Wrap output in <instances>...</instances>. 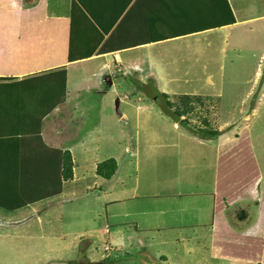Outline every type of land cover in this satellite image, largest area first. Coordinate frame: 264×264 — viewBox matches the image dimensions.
I'll list each match as a JSON object with an SVG mask.
<instances>
[{
  "label": "rangeland",
  "instance_id": "rangeland-1",
  "mask_svg": "<svg viewBox=\"0 0 264 264\" xmlns=\"http://www.w3.org/2000/svg\"><path fill=\"white\" fill-rule=\"evenodd\" d=\"M165 1L169 8L174 3H178L175 8H184L186 4L185 0ZM230 2L234 17L239 21L237 29L220 26L219 30L212 32L160 43L142 54L144 68L153 72L152 75L147 74L149 77L143 76L145 73L139 70L134 73L120 69L113 71L116 65L111 64L108 75L98 79L101 90L70 93L75 99L86 98L80 107L85 118L77 121L85 127L86 133L80 128L78 136L75 135V117L71 123L68 121V116L75 115V101L70 102L72 107L67 110H45L46 106L37 104L31 110L33 112H27V117H18L22 115V109L15 107V93L10 85L21 83L0 80V141H3L4 150L11 140L19 142V151L14 156L19 164L16 168L13 161L0 160V264H264V259H261L264 257V243L258 244L261 240L255 241L249 235L241 236L236 232L253 222L251 212L245 219L242 212L237 213L232 224L228 220L227 233L212 224L214 237L194 235L197 228L170 229L166 225H163L165 230L139 232H147V236L146 239L137 238L142 239V243H133L137 253H130L125 260L119 259L116 256L118 244L129 245L126 237H133L130 232L134 233L137 226L121 221L120 216L124 212L120 206L103 209L104 195L110 201L120 200L118 197L109 190L99 194V189L109 186L120 174V171L114 174L110 182L98 177L99 166L108 160L118 164L117 170L124 169L129 189L138 184L139 171L142 172L140 162L147 160L143 168L152 165L149 156L140 153L144 148L136 143V134H139L136 129L140 128L139 121H151L156 115L167 117L157 98L162 97L165 101L163 95H167L168 102L177 103L180 97L195 95L206 98V109L201 108L190 117V123H181L180 127L197 137L194 130L205 129L204 119L207 125L214 127L213 130L220 132L212 139L215 141L212 148L202 147L197 158L190 157L196 171L195 178L191 173L189 177L182 178L184 185L189 187L196 185L194 179L198 181L193 193L199 195L200 203L204 202L205 223L214 221L213 215L223 203L217 197L221 192L214 186L220 173L230 176L226 183L238 184L243 181L242 175L251 174L264 197V173L260 171L264 163L257 147L252 154L233 151V160L220 167H216V156L212 163L203 161L207 154L215 152L219 140L226 149H232V142H236L232 137L237 128H243L241 134L248 132L245 127L254 129L256 123L249 111L256 100L259 99L260 103L258 110L264 113V95L258 96L264 84V27L246 22L264 13V0ZM219 7L217 4L216 8ZM169 14L175 15L176 12ZM160 18L167 25H161V33L169 39L172 30L176 29H171L166 14H161ZM228 19L220 10H209L205 17L209 25L226 23ZM136 59L137 56L134 63H137ZM256 71H259L257 79L254 76ZM72 72L70 70L69 74ZM125 79L133 83L129 82L130 91L127 92L125 87L123 92L126 93L120 96L124 103H133V107L127 110L128 121L122 123L120 112L116 111L119 107L117 103L113 107L111 100L115 95L108 89L109 82L123 83ZM69 80L67 90L75 86L72 80L88 83L85 89H98L90 84L93 83L91 74L85 78L70 77ZM76 85L82 86V83L77 82ZM34 93V90H28L25 95L30 98ZM164 107L167 109L166 105ZM167 110L169 114L173 111ZM52 113L51 125L46 124L41 130V116L44 118ZM241 114L249 115L243 120ZM216 119L219 122L214 123ZM39 126L44 142L59 150L40 148L35 137ZM256 130L255 136L264 135V125L257 126ZM157 151L152 150L150 158H154ZM62 152H68L66 154L72 162V181H63L67 156L65 158ZM251 156L255 165H251ZM244 166L245 171L242 170ZM134 176L138 179H133ZM59 188H62V193H58ZM184 198L197 199L189 193H185ZM25 204L27 207L21 208ZM134 216L128 219H135ZM151 222L154 223L153 220ZM155 238L162 239L164 243L149 247L150 251L156 248V257L153 258L145 251L142 253L141 249H144V243L148 245L150 239Z\"/></svg>",
  "mask_w": 264,
  "mask_h": 264
},
{
  "label": "crops",
  "instance_id": "crops-1",
  "mask_svg": "<svg viewBox=\"0 0 264 264\" xmlns=\"http://www.w3.org/2000/svg\"><path fill=\"white\" fill-rule=\"evenodd\" d=\"M185 3L184 8H175L178 3L170 5L169 8L165 0H0V80H15L21 83L13 82L10 85L15 93V107L22 109V115L18 117H27V112L31 111L37 104L46 106L45 110L54 108L56 110L59 108L67 110L72 107L70 102L75 101V115L68 116V121L71 123L70 120L74 121L75 117L76 136L79 135L80 128L85 132V127L79 125L77 121L85 118L84 113L80 111V107L86 98L75 99L70 93H90L101 90L98 79L103 75H108L111 64L116 65L115 68H112L113 71L120 69L134 73L139 70L145 73L143 76L152 75L153 72L145 69L141 63L142 54L155 45L171 42L180 37L169 38L160 42H152L151 40L130 49L126 46L135 43L137 37L141 42H144L150 33L153 35L155 31L159 34L160 13L166 14L169 19H172V17L175 18L180 13L194 8L197 1L185 0ZM227 3L235 24L225 25L222 28L237 29L239 21L234 17L230 0H227ZM171 11L176 12V14H169ZM205 17L201 20L203 24L207 23ZM242 22L244 23V21ZM246 22H255V26L263 25L264 27V13L254 16L252 20ZM214 24L215 26L212 27L214 29H207L193 35L219 30L217 28L222 23ZM117 28L120 32L119 46L117 49H113L114 40L110 37ZM187 36L192 35L184 37ZM262 55H264V49ZM135 56H137V63L133 61ZM92 65L93 67L88 69ZM70 70H73L72 75L69 74ZM258 73L259 71L254 73L255 79L259 75ZM90 74L92 76L91 82H93L90 84L98 89H85L88 83L82 80H72V82H75V86H71L73 88L67 90V87L70 86L67 85L70 77H75V79L78 77L85 78ZM117 74H120V72ZM25 78H29V80L23 83ZM125 80V82H117V84L109 82L110 88L108 89L115 95L111 100L113 107L116 103L119 107L118 110H115L120 112L122 123L128 121L127 110L133 107V103L129 101L124 103L121 98L122 93H126L123 92V89L126 87L127 92L130 91L128 89V86H131L129 82L133 83L128 79ZM77 82L82 83V86H77ZM262 89H264V84L258 93L259 97L264 95V91L261 92ZM28 90L35 91L30 98L25 95ZM258 100L255 101L252 110L249 111L256 126L253 130L251 127L245 128L249 133L251 149L254 152L255 147L258 148L262 157L261 161L264 163V135L255 136L256 127L264 125V113L263 110H258V106H260ZM165 105L166 103L163 102L162 107ZM122 110L123 113H121ZM54 113L44 118L41 116L39 124L41 130L46 124V126L51 125L50 118ZM243 114H241L243 120L247 119L249 114ZM166 115L168 118L163 115H156L151 121H139L138 126L140 128L137 127L136 129L139 133L138 136L136 134V143L144 148L140 153L149 156L152 165L143 168V164L147 160L140 162L142 172L139 171V179L136 176L133 177V179H138V184L129 189L124 169L121 168L116 171V173L123 171L122 175L119 174L118 179L103 190L99 189V194L109 190L113 196L120 199L110 201L109 197L104 195L102 204L104 210L120 206L124 212L120 216L121 221H127V223L137 226L134 233L130 232L133 237H126V240L129 238L128 241H130V244L127 245L130 247L128 251L132 253H137V250L132 247L131 242L133 241L137 245L138 242L142 243V239H146L147 232H139L165 230L163 225L170 227V229L173 227H182L181 229L197 228L193 233L196 236L204 234L207 237H214L212 224L214 228L222 232H229L227 225L220 227L217 224V219L213 214L214 221L205 223L203 217L204 202L200 203L199 195L193 193L194 188L198 186V181L194 179L196 185L191 184L190 187L184 185L185 182L182 181V178L189 177L190 173L193 178L196 176L190 157L197 158V152L202 147L210 149L214 146L212 143L215 141L210 138L193 137L189 134L188 129L180 127V121L176 120L172 113H166ZM137 119L139 118L137 117ZM217 122H219V119H216L214 123ZM241 130L237 128L233 137L236 134L240 135ZM40 134L42 135V131ZM220 139L222 141L221 137ZM45 144L53 148L46 142ZM232 144L234 145L233 142ZM162 146H166L164 150H160ZM220 148L227 150L224 144L219 143L218 146L217 143L215 152L207 154L203 161L212 163L214 156H216V167H219L217 154ZM251 149L242 148L241 150L249 153ZM152 150H158L154 154V158H150ZM260 171L264 173V166L260 167ZM128 180L130 181V178ZM217 184V181H215V189H217ZM226 188L233 199L238 200L239 184L229 182ZM257 192L262 194L258 187ZM185 193L195 195L197 199L185 200ZM222 202L224 206H229L226 200L222 199ZM239 204L237 203L235 209L230 207L228 214L230 224L234 222L237 213L242 212L244 219L249 214L248 207ZM222 208L220 206V209ZM254 214L255 219L250 228L248 230L242 228L236 232L241 236L249 235L255 241L261 240L258 244H262L264 243V240L262 241L264 239V209L255 213L252 212V215ZM133 215H135V219H128L132 218ZM152 220L154 223L151 222ZM138 237L142 239L137 240ZM150 241L148 245L144 243V249L146 250L142 248L141 251L142 253L145 251L155 258L154 250L156 248L150 251L149 247L156 243L162 245L164 242L158 238L150 239ZM144 257L149 258L148 255H144ZM261 259H264V257ZM161 261H164V259Z\"/></svg>",
  "mask_w": 264,
  "mask_h": 264
},
{
  "label": "trees",
  "instance_id": "trees-1",
  "mask_svg": "<svg viewBox=\"0 0 264 264\" xmlns=\"http://www.w3.org/2000/svg\"><path fill=\"white\" fill-rule=\"evenodd\" d=\"M197 3L195 4V7L190 9L189 11H185L179 14L177 17H172L170 19V26L171 29H176V31L172 30L171 38H179L182 36L186 35H193L201 31H206L207 29H211L212 27L215 26V24H203L201 23V20L208 15L209 10H220L223 11L227 16H228V21L226 23L219 24V26H225V25H234L235 21L233 18V15L231 13V10L229 8V5L227 3V0H196ZM219 4L220 7L216 8V5ZM162 13H160L161 15ZM202 24V25H201ZM161 25L167 26L162 19L160 18V27ZM170 28V27H169ZM214 29V28H212ZM119 28H117L112 36L110 38H113L114 43H113V49H117L119 46ZM152 42H160L166 40V37L162 35L161 30L159 31V34L153 32V35L150 33L147 38L145 39L144 42H141L140 39L137 37L135 39V43L126 46L128 49L130 48H135L141 45V43H148L147 41ZM143 45V44H142ZM127 49V48H126ZM109 51H116V50H109ZM38 79V78H35ZM29 80V78H25L23 80V83H26ZM166 103L167 109H171L173 111H170L172 115L175 117L176 120L180 121V123H190L188 122L190 120V117L193 116L194 114H197L201 108H205V101L206 98H203L201 96H195V95H188L184 97L178 98V102L173 103L168 102V96L163 95ZM177 100V99H176ZM169 103V104H168ZM165 107H163L164 112L169 114V111ZM207 111V110H206ZM208 112V111H207ZM183 118V120H181ZM203 125L205 126V129H202L201 127L198 128L197 130H194L195 134L197 135V138H210L213 139L214 137H217L219 135L218 130H213L212 125H207V122L205 123V120H202ZM40 126L39 130L37 132V141L39 142V146L42 149H50V150H58V149H53L48 147L43 138L42 135L40 134ZM233 140H236L234 143V149H227V150H220L218 151L217 154V163L222 166L225 162L230 163L233 160V151H239L241 148H247L251 149V141L249 140V134L247 131H245L243 134H236L233 137ZM220 140L218 141L219 145ZM1 144V151H0V160L2 161H10L14 162L12 164L15 168L18 164V162L15 160L14 156L15 154L19 151L17 150L19 142L16 140H11L7 147L6 150H4L3 147V141H0ZM21 151V150H20ZM243 151V150H242ZM22 152V151H21ZM23 153V152H22ZM64 157L66 158L67 156V161H66V170L63 174L64 177V182L72 181V162L70 160V157H68L69 154H66L68 152H62ZM249 153H253V149ZM251 161V165L254 164L253 156L250 157L249 159ZM219 166V167H220ZM221 169V168H220ZM242 170L245 171V166L242 168ZM117 171V165L114 160H108L107 162L103 163V165H100L98 168L97 175L100 178H103L107 181H110L114 174ZM237 173V171H233ZM247 173V172H246ZM230 176L226 173H220L217 176V189L216 191H220L222 194L217 195V197H220V199L226 200L229 203V206H224L222 203V209H216V214L215 218L217 219V224L220 227H225L228 223V214L230 212V207L231 209L237 208V203H240L239 205H245L249 209V213L251 212H257L258 210H263L264 209V197L257 192V187H256V182L254 180V177L251 174H245L242 175L243 181L239 183V194L238 200H234L233 197L231 196V193L227 192L226 188V181ZM229 183V182H228ZM58 193H62V188H59ZM28 204H25L21 208H26ZM255 219V214L253 215ZM254 221V220H253ZM253 223V222H252ZM251 223V224H252ZM251 224L246 228L248 230L251 226ZM117 240V239H116ZM129 240V238H128ZM132 240V238H131ZM119 247L116 249V253L118 255L117 258L119 259H126V256H129L130 253L128 250L130 247L127 245L123 246L122 244H118ZM132 247L133 246V241L131 242ZM106 249V248H105ZM122 249L124 251H122ZM108 250V248H107ZM122 257V258H121Z\"/></svg>",
  "mask_w": 264,
  "mask_h": 264
},
{
  "label": "water",
  "instance_id": "water-1",
  "mask_svg": "<svg viewBox=\"0 0 264 264\" xmlns=\"http://www.w3.org/2000/svg\"><path fill=\"white\" fill-rule=\"evenodd\" d=\"M157 100H158V101H157V102H158V105L161 107V106L163 105V102H164V101L162 100V97H161V99H160V98H159V99L157 98Z\"/></svg>",
  "mask_w": 264,
  "mask_h": 264
},
{
  "label": "bare ground",
  "instance_id": "bare-ground-1",
  "mask_svg": "<svg viewBox=\"0 0 264 264\" xmlns=\"http://www.w3.org/2000/svg\"><path fill=\"white\" fill-rule=\"evenodd\" d=\"M121 173H123V171H122V172H120V174H121Z\"/></svg>",
  "mask_w": 264,
  "mask_h": 264
}]
</instances>
